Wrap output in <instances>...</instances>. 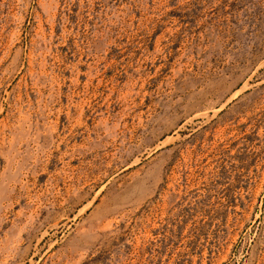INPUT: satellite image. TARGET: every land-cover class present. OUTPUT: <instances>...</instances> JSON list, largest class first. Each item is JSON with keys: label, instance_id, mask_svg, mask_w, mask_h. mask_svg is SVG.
<instances>
[{"label": "rangeland", "instance_id": "rangeland-1", "mask_svg": "<svg viewBox=\"0 0 264 264\" xmlns=\"http://www.w3.org/2000/svg\"><path fill=\"white\" fill-rule=\"evenodd\" d=\"M0 264H264V0H0Z\"/></svg>", "mask_w": 264, "mask_h": 264}]
</instances>
